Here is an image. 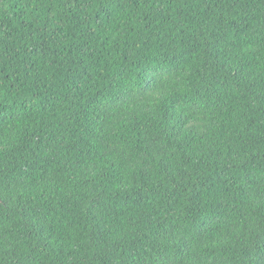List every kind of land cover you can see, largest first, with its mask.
<instances>
[{
	"label": "clouds",
	"instance_id": "1",
	"mask_svg": "<svg viewBox=\"0 0 264 264\" xmlns=\"http://www.w3.org/2000/svg\"><path fill=\"white\" fill-rule=\"evenodd\" d=\"M0 19V264H264V0Z\"/></svg>",
	"mask_w": 264,
	"mask_h": 264
},
{
	"label": "trees",
	"instance_id": "2",
	"mask_svg": "<svg viewBox=\"0 0 264 264\" xmlns=\"http://www.w3.org/2000/svg\"><path fill=\"white\" fill-rule=\"evenodd\" d=\"M18 3H19V0H17V4H18ZM13 8L16 9V4L13 5ZM20 14H21V13H20L19 10L14 11V12H13V19H17V18L19 17ZM10 23H11V21H8V20H6V19H0V28L4 27L5 24H10ZM4 79L7 80L8 77L5 76ZM8 87L11 88L12 85H9Z\"/></svg>",
	"mask_w": 264,
	"mask_h": 264
}]
</instances>
